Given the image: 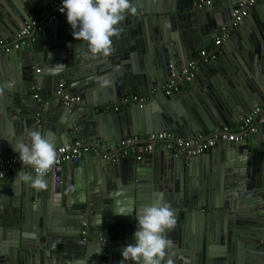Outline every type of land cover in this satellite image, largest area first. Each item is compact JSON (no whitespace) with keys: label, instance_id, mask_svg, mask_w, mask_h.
Listing matches in <instances>:
<instances>
[{"label":"water","instance_id":"obj_1","mask_svg":"<svg viewBox=\"0 0 264 264\" xmlns=\"http://www.w3.org/2000/svg\"><path fill=\"white\" fill-rule=\"evenodd\" d=\"M51 1L0 0V39L11 38ZM199 1L157 0L148 11L149 0H132L137 14L119 25L120 34L136 29L140 35L126 45L113 37L106 58L86 56V42L74 39L68 23L61 43L51 49L37 42L1 54L0 161L19 156L13 145L28 143L32 130L55 148L100 139L113 150L129 136L208 135L223 125L236 126L264 105V7L255 9L257 0L248 6L250 19L232 29L217 59L201 66L194 79L198 91L176 98L162 93L167 75L178 74L195 52L215 48L214 38L229 25L232 10L248 0H214L197 8ZM56 24L43 30L52 34ZM57 63L63 68L52 74ZM38 65L41 74L34 70ZM98 73L106 85L91 78ZM59 81L82 95L84 104L62 105L55 97ZM130 94L148 100L113 110ZM91 106L100 107L102 115L96 117ZM223 143L190 158L164 151L140 161L86 155L47 174V189L39 192L16 181L18 172L1 178L0 264H76L81 258L87 264L104 258L120 264L138 227L134 217L150 203H167L175 212L176 226L166 233L175 264H264V122L256 133ZM218 155L220 165L213 161Z\"/></svg>","mask_w":264,"mask_h":264},{"label":"built area","instance_id":"obj_2","mask_svg":"<svg viewBox=\"0 0 264 264\" xmlns=\"http://www.w3.org/2000/svg\"><path fill=\"white\" fill-rule=\"evenodd\" d=\"M211 3L212 0H200L195 3V7H207ZM251 4L252 0L243 1L232 10L229 25L221 27L213 41L215 48L201 49L195 52L178 74H171L170 80L161 87V91L165 96L179 93L185 85L192 82L202 65L217 59L220 54V46L228 39L232 29L236 28L248 15V6ZM61 6L62 0L51 1L46 6L41 7L10 39H0V55L18 50L23 45L33 43L34 37H31L33 33L39 34L44 26L55 22L65 14L60 12ZM36 70L39 71L38 69ZM55 97L66 107L84 104L82 95L67 93L64 90V84L61 82L57 85ZM146 102L147 99L145 97L130 94L118 99L117 103L113 104L112 107L113 110H116L117 107L129 103H135L141 107ZM263 122L264 105L254 108L236 126L223 125L212 135L201 134L191 138H183L168 132H158L144 136H129L119 141L113 150H107L104 142L100 139L75 140L70 144L56 148L58 163L49 173L64 163L76 161L86 155H94L103 161L112 162L130 157L136 161H140L144 155L159 151L172 152L182 158L196 157L212 150L219 143L238 142L249 134L256 133L258 126ZM19 171L31 173L33 170L31 167H23L16 155L0 161V179ZM81 227V236L83 238L87 234L88 222H81ZM104 241L106 240H101V242ZM101 264H108L107 259L104 258Z\"/></svg>","mask_w":264,"mask_h":264},{"label":"clouds","instance_id":"obj_3","mask_svg":"<svg viewBox=\"0 0 264 264\" xmlns=\"http://www.w3.org/2000/svg\"><path fill=\"white\" fill-rule=\"evenodd\" d=\"M61 13H66L67 23L72 28L74 39L86 42V56L106 58L113 52V37H119V25L129 14L136 15L137 8L132 0H62ZM63 64H56L52 74L62 70ZM108 81H103L106 85ZM4 88L0 86V95ZM29 142L18 140L13 151L18 153L23 167H31V173L19 171L16 181L26 183L36 191L47 189V174L58 163L55 145L37 130L28 133ZM138 222L132 240L121 252L122 261L132 264H175L169 256L173 241L166 233L171 232L177 223L171 206L164 204H146L134 217ZM76 264H87V260L78 259Z\"/></svg>","mask_w":264,"mask_h":264},{"label":"crops","instance_id":"obj_4","mask_svg":"<svg viewBox=\"0 0 264 264\" xmlns=\"http://www.w3.org/2000/svg\"><path fill=\"white\" fill-rule=\"evenodd\" d=\"M156 1L157 0H149V7H148V11H154V5H156ZM213 1L214 0H212V3H213ZM257 2L259 3V5L258 6H255V9H259V8H262V7H264V0H257ZM212 3H211V5H212ZM194 6H195V4H194ZM247 19H250V17H249V14L242 20V22H241V24L244 22V21H246ZM55 23H57L56 25L57 26H59L58 27V30H56V28L54 27L53 28V33L52 34H49L48 32H46L47 30V28L45 29V30H42L39 34H38V36H36L37 38H36V40H34V42H33V44H35V43H37V42H39V43H41V45L43 44V45H45V46H48L49 47V49H51V47H52V44H55V43H61L60 41H59V36H60V34L61 33H63V31H67L68 30V28H66L67 27V20H65V18H63V16H61V17H59L56 21H55ZM48 25V24H47ZM45 27V26H44ZM58 31V32H57ZM138 31V32H137ZM57 32V33H56ZM140 35V31L139 30H136V29H133L131 32H129L128 30H126L125 29V31L124 32H122V34H120L119 35V38L123 41V43H125V45L127 44V42L131 39V38H136V36H139ZM10 39V38H9ZM215 39V38H214ZM44 43H46V44H44ZM214 46V45H213ZM222 46V45H221ZM46 51V50H45ZM233 56V54L230 52V49H229V57H232ZM36 68L37 69H39L40 71H39V73L38 74H41L43 71H44V69H42V67L40 66V65H38V66H34V70H36ZM33 70V71H34ZM201 70V69H200ZM35 73V72H34ZM36 74V73H35ZM171 76V73H169L168 75H167V77H170ZM91 78H93V79H95V80H97L96 81V83H97V85H102L103 84V81H105L106 79H105V75H103V74H100V73H98V74H94ZM203 78H205V77H203ZM194 79H196V78H194ZM193 79V81H195V82H190V83H188L187 85H185L182 89H181V91L179 92V93H177V94H174V95H172L171 97H173V98H176V97H181V96H186V95H188V93H192V90L193 89H196V91H198L199 90V87H200V83L198 82V83H196V80H194ZM107 81V80H106ZM59 82H61V81H59ZM64 84V83H63ZM64 90L67 92V93H71V94H75V93H73V92H70L66 87H65V85H64ZM150 94H153L154 95V93H150ZM95 100H96V98L95 97H93V100H92V105H94L95 104ZM148 100V99H147ZM109 106H111V104L109 105ZM90 110L94 113V114H96L97 116L96 117H98V116H101L102 114H101V111H102V109L100 108V107H95V106H91L90 107ZM218 130V128L217 129H215L214 131H212L210 134H208V135H212V134H214V133H216V131ZM176 135V134H175ZM203 135V134H202ZM205 135V134H204ZM179 136V135H178ZM188 138H191V137H188ZM76 140H80V139H76ZM86 140H88V139H86ZM217 146V145H216ZM215 146V147H216ZM213 148L212 149V151H215V149H218V148ZM223 150L222 151H224L225 149H226V146H225V144L223 143V148H222ZM220 152V151H219ZM213 161H214V163L215 162H217V165H220V163L222 162L221 161V156L220 155H218L217 157H214L213 158ZM145 162H146V160H145ZM193 227V229H194V226H192Z\"/></svg>","mask_w":264,"mask_h":264},{"label":"flooded vegetation","instance_id":"obj_5","mask_svg":"<svg viewBox=\"0 0 264 264\" xmlns=\"http://www.w3.org/2000/svg\"><path fill=\"white\" fill-rule=\"evenodd\" d=\"M83 238H84V239H83ZM83 238H82L83 240H86V239H87V236H86V237H83Z\"/></svg>","mask_w":264,"mask_h":264}]
</instances>
